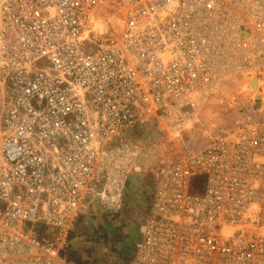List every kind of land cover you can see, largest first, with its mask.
<instances>
[{"label":"built area","instance_id":"built-area-1","mask_svg":"<svg viewBox=\"0 0 264 264\" xmlns=\"http://www.w3.org/2000/svg\"><path fill=\"white\" fill-rule=\"evenodd\" d=\"M244 74L264 79V0H0V264H75L78 216L139 169L133 132L177 137ZM250 111L155 177L127 264H264Z\"/></svg>","mask_w":264,"mask_h":264},{"label":"rangeland","instance_id":"rangeland-1","mask_svg":"<svg viewBox=\"0 0 264 264\" xmlns=\"http://www.w3.org/2000/svg\"><path fill=\"white\" fill-rule=\"evenodd\" d=\"M1 92L0 87V97ZM226 95L209 102L192 128L177 137L167 136L153 127L133 132L143 156L138 171L127 182L120 208L108 211L95 203L85 207L69 236L66 258L75 264H127L131 260L155 177L177 156L201 149L219 131L232 126L243 113L240 108L252 114L247 102L241 103L239 109L228 108ZM198 179L203 183V177Z\"/></svg>","mask_w":264,"mask_h":264},{"label":"bare ground","instance_id":"bare-ground-1","mask_svg":"<svg viewBox=\"0 0 264 264\" xmlns=\"http://www.w3.org/2000/svg\"><path fill=\"white\" fill-rule=\"evenodd\" d=\"M223 88L224 90L222 91V94H220V96L222 95L224 96L225 94H227L226 100H227L228 108H236V107L238 108V106H240L241 103L247 102L248 107L255 114L257 115L264 114V79L256 78L254 76L247 77L244 74L242 75L241 78L234 80L232 85L229 86L225 85ZM1 90H2L1 95H2L3 93L2 87ZM232 91L234 92L233 94ZM239 111L243 113L246 112L245 109L243 108H240ZM149 207H150V202H149Z\"/></svg>","mask_w":264,"mask_h":264}]
</instances>
